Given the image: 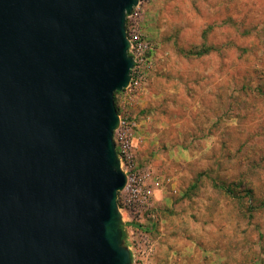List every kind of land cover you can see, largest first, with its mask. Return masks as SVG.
<instances>
[{
  "label": "rangeland",
  "instance_id": "1",
  "mask_svg": "<svg viewBox=\"0 0 264 264\" xmlns=\"http://www.w3.org/2000/svg\"><path fill=\"white\" fill-rule=\"evenodd\" d=\"M138 1L152 47L115 102L160 185L118 195L131 264H264V0Z\"/></svg>",
  "mask_w": 264,
  "mask_h": 264
},
{
  "label": "water",
  "instance_id": "2",
  "mask_svg": "<svg viewBox=\"0 0 264 264\" xmlns=\"http://www.w3.org/2000/svg\"><path fill=\"white\" fill-rule=\"evenodd\" d=\"M138 0H0V264H131L112 139Z\"/></svg>",
  "mask_w": 264,
  "mask_h": 264
},
{
  "label": "built area",
  "instance_id": "3",
  "mask_svg": "<svg viewBox=\"0 0 264 264\" xmlns=\"http://www.w3.org/2000/svg\"><path fill=\"white\" fill-rule=\"evenodd\" d=\"M138 16L139 1L133 6L131 12L127 14L125 18L126 37L129 43L128 54L131 55L133 59V66L130 69V80L126 87L132 88H137L138 83L143 77L141 66L147 65L146 62L148 61V57L145 56V53L151 50L152 47L151 42L137 32V23L134 21ZM127 18L132 21L129 27L128 25L126 26ZM130 131L131 129L128 121L118 115V125L113 130L112 139L120 168L126 176L125 186L118 192V195L127 203L132 198V208H137L147 202L152 188L153 191L154 189L156 190L160 182L155 178H150L148 179L149 182H146V178L149 177L148 172L140 171L134 166V142L131 140Z\"/></svg>",
  "mask_w": 264,
  "mask_h": 264
},
{
  "label": "trees",
  "instance_id": "4",
  "mask_svg": "<svg viewBox=\"0 0 264 264\" xmlns=\"http://www.w3.org/2000/svg\"><path fill=\"white\" fill-rule=\"evenodd\" d=\"M117 93V91L116 92H114V104H115V107H116V110H117V106H116V102H115V94ZM124 238H125V231L123 230V228H122V240H124Z\"/></svg>",
  "mask_w": 264,
  "mask_h": 264
}]
</instances>
